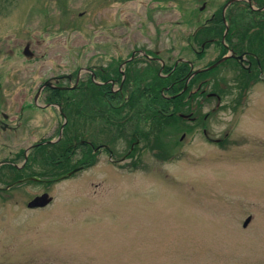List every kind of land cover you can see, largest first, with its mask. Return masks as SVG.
Here are the masks:
<instances>
[{
	"label": "rangeland",
	"instance_id": "obj_1",
	"mask_svg": "<svg viewBox=\"0 0 264 264\" xmlns=\"http://www.w3.org/2000/svg\"><path fill=\"white\" fill-rule=\"evenodd\" d=\"M224 1L0 0V96L16 117L20 101L53 74L72 76L69 84L62 79L71 85L81 68V82L82 68L123 60L135 47L156 49L165 65L177 56L191 58L184 36ZM146 33L159 40L149 46ZM24 45L32 58L21 54ZM204 52L195 65L217 56L212 45ZM224 64L206 76L229 87L218 106L210 99L202 107L208 115L201 126L187 130L181 119L161 120L158 141L149 146L144 120L141 147L127 154V143L115 138L111 160L118 152H126L125 159L111 163L100 153L93 166L55 182L54 201L45 208L1 202L0 264H264V85L249 87L234 108L231 66ZM81 87L62 96L85 98ZM21 120L28 125L14 133L15 145L46 134V111L25 112ZM202 127L220 141L205 138ZM73 162L68 159L63 171ZM39 190L28 184L17 197Z\"/></svg>",
	"mask_w": 264,
	"mask_h": 264
},
{
	"label": "flooded vegetation",
	"instance_id": "obj_2",
	"mask_svg": "<svg viewBox=\"0 0 264 264\" xmlns=\"http://www.w3.org/2000/svg\"><path fill=\"white\" fill-rule=\"evenodd\" d=\"M226 2L229 0H225L221 5L219 14L216 13L217 10H213L201 24L196 25L192 32L184 36L186 51L191 52V58L177 56L170 64L165 65L158 58L156 49L135 47L120 61L115 72L112 60L103 66H108L105 72L103 67L82 68L87 77L86 80L82 79L83 86L88 90L93 85L103 87L99 98L63 97L62 74L44 78L39 84L41 89L37 95L33 94L30 99L20 101L15 109L16 117L15 112H11V106H8V99L0 96V203L13 202L14 205L21 203L27 210L45 208L54 201L49 192L51 186L68 178L69 176L64 175L69 169L78 168V171L85 166H93L100 153L106 155L111 163L116 162L119 157V161L124 160L126 152L123 155L115 152L116 161L111 160L115 138L121 137L122 142L127 143V154L131 155L137 146L141 147L144 142L145 131L142 128L144 120L151 128V134L146 136L150 141L149 146H152L154 139L158 141V111L163 109L157 105L159 100L167 103L169 110L162 112L164 115L174 114L183 122H187L185 125L187 130L194 129L208 115L207 111L202 112V107L210 102V99L215 100L218 106L222 95H225L229 87L220 80L206 77L211 74L210 70L223 63L231 66L230 102L238 109L245 102L249 87L254 84L264 85V0H233L223 8ZM202 8L201 4L198 9ZM153 35L155 37L150 38L146 33V40L151 44L149 46H153V42L158 38L155 33ZM170 37L174 40L172 36ZM208 45L216 47L217 56L203 66L195 65L194 62L204 56V49ZM168 49L172 50L173 46ZM28 50L32 53L29 46ZM221 57H224L222 61L205 69ZM142 60L146 63L139 68L137 63ZM153 62L158 63V69L151 65ZM130 65L133 66L130 68ZM79 69L75 73L76 83L73 87L79 83ZM96 70L102 72L103 79L93 81L91 76L96 75ZM115 83L117 85L113 89ZM158 93L161 98L158 97ZM97 101H102L103 104L95 106ZM34 110L48 113L49 120L42 124L46 128V134L31 144L15 145L12 143L14 133L28 125L26 121L21 120L22 115ZM63 117L65 124L62 130L60 127ZM68 119L72 123L71 139L66 142L64 148L59 142L65 134ZM169 122L170 120H167V123ZM200 129L208 140L220 141L209 139L205 129L203 127ZM59 132L62 137H58ZM183 135L184 133L181 137ZM151 151L158 152L154 147ZM68 159H73L75 164L64 172L62 165ZM28 184L40 187L39 193L26 199L18 198L17 195ZM42 194L50 197L47 203L28 207L32 198Z\"/></svg>",
	"mask_w": 264,
	"mask_h": 264
},
{
	"label": "trees",
	"instance_id": "obj_3",
	"mask_svg": "<svg viewBox=\"0 0 264 264\" xmlns=\"http://www.w3.org/2000/svg\"><path fill=\"white\" fill-rule=\"evenodd\" d=\"M114 71V70H113ZM210 71H212V70H210ZM209 71V72H210ZM115 72V71H114ZM209 72H207V73H209ZM99 78L100 79H103V75H102V73H100L99 74ZM160 82H161V79L159 78L158 79V83L160 84ZM87 85H89V84H87ZM83 86V85H82ZM82 88V87H81ZM83 89V88H82ZM154 89V88H153ZM153 89L151 90V92H153ZM84 91H86V97H98L99 98V93L100 92H102V90H103V87H98V89L96 90V88H95V85H93V86H90V90H88V88L86 87V88H84L83 89ZM72 95V94H71ZM158 95V97L159 98H161V95L158 93L157 94ZM101 96V95H100ZM96 103V106L99 104V102H95ZM160 108H163L162 110H160L161 112H167L169 109H167V103L165 102V101H162V100H159V102H158V104H157ZM86 111V109H84V111L83 112H85ZM159 112V111H158ZM160 116H158V122L159 121H161V120H164V119H166V120H169V118L170 117H173V118H175V119H178V117L177 116H174V114H172V115H168V116H166V115H164L163 113L162 114H159ZM71 122H70V120L68 119V122H67V125H66V127H65V129H66V132H67V128H68V126H70V130H71ZM160 128V127H159ZM67 135V134H66ZM71 139V135L69 134L68 136H63V138L60 140V142H59V144H62V146L65 148V144H66V142H68V140H70ZM65 165H66V163H64Z\"/></svg>",
	"mask_w": 264,
	"mask_h": 264
},
{
	"label": "water",
	"instance_id": "obj_4",
	"mask_svg": "<svg viewBox=\"0 0 264 264\" xmlns=\"http://www.w3.org/2000/svg\"><path fill=\"white\" fill-rule=\"evenodd\" d=\"M233 0H229V2H226L224 7L230 3ZM22 55H24L26 58H29L32 56V53L28 50V45H24V47L22 48ZM224 59V57L219 58L215 63L211 64L210 66H208L205 69H209L211 67H213L215 64L219 63L220 61H222ZM195 73V72H194ZM41 87H39L35 93V95L38 94L39 90ZM78 168H71L70 170H68L66 172L65 176H69L72 173H74L75 171H77ZM50 197H47L46 194H42L39 196H35L34 198L31 199V202L28 204V207H33V206H42L45 203H47L49 201ZM248 222V218L245 219V221L243 222V225H245Z\"/></svg>",
	"mask_w": 264,
	"mask_h": 264
}]
</instances>
